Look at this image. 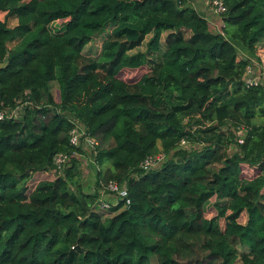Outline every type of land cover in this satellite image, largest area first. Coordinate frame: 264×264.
Returning a JSON list of instances; mask_svg holds the SVG:
<instances>
[{"label":"trees","instance_id":"16d2710c","mask_svg":"<svg viewBox=\"0 0 264 264\" xmlns=\"http://www.w3.org/2000/svg\"><path fill=\"white\" fill-rule=\"evenodd\" d=\"M223 2L214 33L189 0H0V264H264V87L243 82L264 58V0ZM76 120L99 142L94 186L77 156L31 187L57 154H85ZM110 181L131 204L103 218Z\"/></svg>","mask_w":264,"mask_h":264},{"label":"built area","instance_id":"2783aa9c","mask_svg":"<svg viewBox=\"0 0 264 264\" xmlns=\"http://www.w3.org/2000/svg\"><path fill=\"white\" fill-rule=\"evenodd\" d=\"M210 9L213 13L222 16L227 12V8L223 0H213L210 2ZM258 60H253L248 66L244 76L243 82L246 88H255L259 86L264 87V80L262 74L255 73L256 63ZM264 73V72H263ZM4 116L0 115V119H3ZM236 135V141L239 145H243L245 142L246 130L244 127H239L234 130ZM69 144L75 150L82 149L85 154L78 155L77 151H74L73 154L69 153H59L54 157L53 171L49 173H42L43 178H49V176H56L63 173V171L71 165L73 157L79 156L81 161L88 159L91 164H93V159L96 154V148L99 146V142L93 138L90 133L87 131L84 125L79 121H74V126L69 133ZM89 151L90 155L88 156ZM157 156H150L145 159L142 163L141 168L144 172H148L160 167L168 158L164 152H159ZM124 203V206L128 207L131 204L129 199V191L125 184L120 185L116 181H110L107 185H104L103 188L99 191V199L96 204L97 212H109L113 207L118 206L119 203Z\"/></svg>","mask_w":264,"mask_h":264},{"label":"rangeland","instance_id":"374dc122","mask_svg":"<svg viewBox=\"0 0 264 264\" xmlns=\"http://www.w3.org/2000/svg\"><path fill=\"white\" fill-rule=\"evenodd\" d=\"M189 3L198 9V11L200 12L201 9H203V11L206 13L205 16L207 19L211 20L210 21V28L212 30V32L214 33H220L222 32V27H223V16L217 15L215 13L212 12V10L210 9V0H189ZM0 19L5 20V14L4 15H0ZM8 24L10 26H14L16 24V22H14L13 20H9ZM112 30V27H109L105 33H103L102 35L97 36L84 50V55L87 58H92V59H98L100 54H101V48H102V44L105 41V39L109 36L110 32ZM190 36V35H189ZM12 47V45H10ZM263 46V45H262ZM145 46H143L140 50H144ZM256 67H255V73L256 74H262V78L264 80V58L263 61L261 62H257L256 63ZM145 72V70H138V71H128V72H124L122 74V78L126 79V80H132V79H137L138 77H140L143 73ZM52 93L53 95H55L56 99L59 98V92H58V84L57 83H53L52 84ZM235 127L231 128V131L234 133ZM235 148L236 146H234V144L228 149L227 154L228 155H232L235 152ZM88 152V156L90 155L89 151ZM158 154H160L159 152L157 154H155L154 156H157ZM91 163L88 159L83 160L82 164H81V170H82V184L87 187L89 186V183H92L91 185L94 186L95 184V174L92 171L91 168ZM210 168H215L218 169L219 166L217 165H212L210 166ZM55 179L54 176H49L48 179H44V178H36L34 179V177L31 179V181H33V183L31 184V187H34L36 182L41 181V180H49V181H53ZM31 181L29 183H31ZM215 204H216V200L213 199L212 201H210V203L208 204L205 214L206 217L208 219H212L214 217L217 216V211L215 210ZM103 216V218H107V217H111V215H109L106 212H102L101 214ZM246 217L242 216V218L240 219V222L245 223L246 221ZM221 225L224 228L225 226V221L222 219L221 220ZM153 264H156V262L154 261Z\"/></svg>","mask_w":264,"mask_h":264},{"label":"crops","instance_id":"0c3cea01","mask_svg":"<svg viewBox=\"0 0 264 264\" xmlns=\"http://www.w3.org/2000/svg\"><path fill=\"white\" fill-rule=\"evenodd\" d=\"M200 13H203L204 15L206 14V13L203 11V9L200 10ZM0 15H4V14H0ZM208 20H209V19H208ZM13 21H14V20H13ZM210 21H211V20H209V22H210ZM14 22H16V21H14ZM15 25H16V24H15ZM15 25H14V26H15ZM12 47H13V44H12Z\"/></svg>","mask_w":264,"mask_h":264},{"label":"water","instance_id":"95a60500","mask_svg":"<svg viewBox=\"0 0 264 264\" xmlns=\"http://www.w3.org/2000/svg\"><path fill=\"white\" fill-rule=\"evenodd\" d=\"M178 2H179V0H178Z\"/></svg>","mask_w":264,"mask_h":264}]
</instances>
